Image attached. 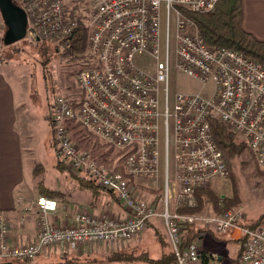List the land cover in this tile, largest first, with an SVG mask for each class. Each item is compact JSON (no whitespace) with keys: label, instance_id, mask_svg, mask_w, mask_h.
Here are the masks:
<instances>
[{"label":"built area","instance_id":"1","mask_svg":"<svg viewBox=\"0 0 264 264\" xmlns=\"http://www.w3.org/2000/svg\"><path fill=\"white\" fill-rule=\"evenodd\" d=\"M15 1L26 12V34L35 40L50 39L63 46L74 26L84 25L85 48L69 55L78 65L76 95L69 98L56 88L47 122L56 157L65 169L114 193L126 215H95L82 208L72 222L55 224L49 213L56 211L57 203L55 210L46 212L41 198L55 199L39 195L32 206L31 200L20 199L17 215L0 210V262L31 260L50 247L73 250L120 243L138 236L149 220L160 217L174 264H222L216 254L199 250L194 240L184 242L185 229L192 225L217 234L239 226L244 242L236 264H264V224L242 226V207L192 214L176 207H195V191L216 176L227 177L224 155L212 139L211 120L242 138L264 168V68L240 51L208 45L197 29L187 31L195 25L178 9L209 11L219 0H91L85 18L70 9L67 0ZM173 53L176 66L185 73L203 82L213 79L212 93L170 92ZM143 54L154 59L152 72L135 64V56ZM79 129L119 151L120 168L107 167L81 147L74 137ZM161 146L164 184L158 209L137 197L131 181L158 174ZM33 210L35 239L12 243L10 232L28 222Z\"/></svg>","mask_w":264,"mask_h":264},{"label":"rangeland","instance_id":"2","mask_svg":"<svg viewBox=\"0 0 264 264\" xmlns=\"http://www.w3.org/2000/svg\"><path fill=\"white\" fill-rule=\"evenodd\" d=\"M90 1L67 0V4L70 9H76V13L85 18ZM162 29L164 31L166 29L165 21L162 23ZM171 30L174 33V20ZM186 30L189 32L195 31L196 27L188 26ZM4 33L5 26L0 15V64L7 65L4 69L7 71L9 80L17 92L20 107L28 108V104L31 102V108H29L31 117L29 124L31 129V144L29 146L31 157L26 161V174L31 177V190L34 186L36 192L38 190L43 192L46 187L65 190L64 192H66V189L62 188V179L70 177V173L66 169L62 170L57 166L60 161L55 154L47 116L49 106L57 92L56 88H59L66 96H72L69 98L73 99V96L76 95L74 75L78 70V65L73 63V59L69 57L71 53L65 52V43L61 46L58 43L59 41L40 39L38 41L42 42L37 46L35 42H29L34 41V39L27 33L23 39L10 45H4L1 42ZM43 46L47 48L46 53L50 58L46 61L37 58V51ZM54 48H56L55 53ZM134 61L136 65L145 71L152 72L154 70V59L148 54L136 55ZM42 62L45 64H42ZM168 80L171 93L208 95L212 93L214 88L211 77L203 82L179 69L175 64L174 53L171 57ZM53 82H55L56 87ZM23 97L26 98L23 99ZM20 117L22 119L23 116L20 115ZM74 137L80 146L89 149L100 163L112 169L120 168V163L117 162L120 155L119 151L110 148L94 135L80 129L75 130ZM236 137L238 141H242V138H239L238 135ZM245 146L239 151L236 149L234 153L228 152L225 155L226 157L224 156L228 167L227 177L216 176L207 187L200 189L212 191L217 198H233L232 206H240L244 212V218L240 224H251L256 222L264 213V168L257 165ZM170 163V169L173 170L174 162L172 159H170ZM62 167L65 168L64 164H62ZM160 179H162V176ZM162 183L161 180L158 185L162 186ZM160 190V188L155 189L156 193ZM197 191H195V207L199 205ZM200 200H202L201 213H216L212 207L214 199H206V197L201 196ZM220 204H222L221 201ZM176 207L179 210L184 206L179 205ZM195 229L193 228V233L196 232ZM229 230L222 234L203 232L198 235L199 231L192 240L195 241L199 250L222 255V264H236L235 261L240 252V249H238L240 243L229 238ZM164 231L166 234L165 227ZM158 233L154 234L145 229L138 236L127 241L114 244H89L73 250L50 247L31 260H12L10 264H147L146 261H142L145 260L146 255L157 257L161 253L162 248L157 237L161 234ZM114 255L119 259H114ZM123 257H126V259Z\"/></svg>","mask_w":264,"mask_h":264},{"label":"crops","instance_id":"3","mask_svg":"<svg viewBox=\"0 0 264 264\" xmlns=\"http://www.w3.org/2000/svg\"><path fill=\"white\" fill-rule=\"evenodd\" d=\"M241 2L243 8V28L252 33L257 39L264 40V0H241ZM6 66L0 64V210L8 211L11 215H17L15 212L20 209V199L22 201L31 200L32 206V201L37 196L45 195L44 192L50 189L53 191L52 198L57 202L56 211L49 213V218L55 224L72 222L73 215L82 208L88 209L95 215L109 214L124 217L126 210L122 203L116 199L114 193L102 188L94 192L90 189L79 187L76 180L70 175V177L62 179V188L66 189V192H64L65 190L62 191L48 187L43 192L40 190L36 192L34 186L31 190V177L26 174V161L31 157V149L29 148L31 144V129L29 127L31 122L29 114L31 102L28 104V108L24 109L20 107L17 92L14 90L7 71L4 69ZM20 115L23 116L22 119ZM160 150L161 158L158 174L155 177L135 178L131 183L137 197L149 204H155L158 209H161L160 198L164 184L162 146ZM161 176L162 179H160ZM161 180L163 183L162 186H159L160 184L158 185V183ZM159 188L161 189L160 192L156 193L155 189ZM30 219L24 225L16 226L10 232L9 240L12 243H25L35 239L37 232L36 211L33 210L31 212ZM145 229L154 234L157 232L165 233L164 223L160 217H154L149 220ZM229 229V238L241 244L240 239L243 235L240 232L239 226ZM201 230L202 232L198 235H201L203 232H213L211 230ZM238 249H240V245ZM201 251L211 253L204 250ZM215 254L220 258L221 263H223V256L218 253Z\"/></svg>","mask_w":264,"mask_h":264},{"label":"trees","instance_id":"4","mask_svg":"<svg viewBox=\"0 0 264 264\" xmlns=\"http://www.w3.org/2000/svg\"><path fill=\"white\" fill-rule=\"evenodd\" d=\"M178 9L183 16L193 22L197 31L208 45L240 51L254 58L260 64V66L264 68V40L257 39L252 33L248 32L243 28V8L241 0H219L212 10L204 12H194L181 7H178ZM86 35L87 33L84 25L81 23H77L74 26L73 32L69 36L68 41L65 43V52L72 53L75 56L79 53H82L86 44ZM2 39L3 37L1 38V42ZM29 42H35V45L38 46V44L42 41L34 39V41ZM46 49L47 48L44 46L40 47V50L37 51L38 59H43L45 61L50 59L46 53ZM55 51L56 48H54V53ZM42 64L45 63L42 62ZM210 127L212 139L216 143L218 148L222 151L224 156L228 152L234 153L236 149L237 151H239L245 146L244 141H238L235 133L228 129L221 122L217 120H211ZM83 132L86 131L83 130ZM57 166L60 169L65 170V168L62 167L61 162H59V165ZM70 176L76 180L79 187H82L84 189H90L94 192H97L99 191V189H101L91 181L87 180L85 177L72 173L70 174ZM44 194L45 196L52 197L53 191L47 189ZM201 196L206 197V199H214L212 207L216 213H222L224 212V210L226 211L234 207L232 206L234 202L233 198H217L214 196V193L212 191H209L208 189H200L197 191V197L199 202L198 207L191 208L184 206L180 208L178 212L186 214L201 213ZM220 201L222 202V204H220ZM259 224H264V213L256 220V222L251 224H242V226L253 227ZM193 228H196V232L194 233ZM186 229L187 230L184 235V242L192 240L195 237V234H197L199 231L202 232L201 229H198L193 225L187 226ZM158 234H161L160 236H157L161 244L160 246L162 248L160 255L157 257L146 255L145 260L142 261H146L147 264H174V253L172 251L170 242L166 234L163 232H159ZM240 242L241 252L244 242L243 236L241 237ZM143 253L147 254L145 252ZM239 255L240 253L238 254V256ZM238 256L235 262H237ZM113 257H115L114 259H119L116 258V255H114ZM123 258L126 259V257Z\"/></svg>","mask_w":264,"mask_h":264},{"label":"water","instance_id":"5","mask_svg":"<svg viewBox=\"0 0 264 264\" xmlns=\"http://www.w3.org/2000/svg\"><path fill=\"white\" fill-rule=\"evenodd\" d=\"M0 15L5 26L2 42L13 44L26 36L27 15L25 10L15 0H0ZM10 264V262H0Z\"/></svg>","mask_w":264,"mask_h":264},{"label":"clouds","instance_id":"6","mask_svg":"<svg viewBox=\"0 0 264 264\" xmlns=\"http://www.w3.org/2000/svg\"><path fill=\"white\" fill-rule=\"evenodd\" d=\"M56 201H48L46 197L41 198V204L44 207V210L47 212L49 210H55L56 207Z\"/></svg>","mask_w":264,"mask_h":264}]
</instances>
